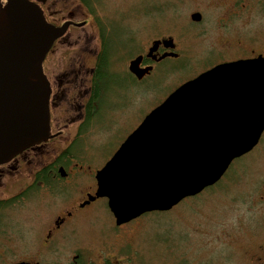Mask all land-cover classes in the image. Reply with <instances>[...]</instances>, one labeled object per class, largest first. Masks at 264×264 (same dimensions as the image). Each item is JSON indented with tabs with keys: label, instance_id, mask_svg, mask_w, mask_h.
Here are the masks:
<instances>
[{
	"label": "flooded vegetation",
	"instance_id": "obj_1",
	"mask_svg": "<svg viewBox=\"0 0 264 264\" xmlns=\"http://www.w3.org/2000/svg\"><path fill=\"white\" fill-rule=\"evenodd\" d=\"M28 1L63 32L43 63L50 87V138L0 164V264H142L135 243L137 231L131 225L145 214L119 226L107 199H90L98 189L97 172L107 164L94 167L96 143L105 131L116 128L117 120L134 112L139 85L157 84V90L167 93L158 95L156 102L162 104L180 86L219 65L264 59V0H208L209 30L197 1L178 0V7H195L179 29L182 37L192 34L202 40L194 54L163 28L139 51L135 17L128 19V13L105 16L109 0ZM171 1L148 4L144 14L149 21L150 8L160 9L156 19L143 25L163 21L166 16L161 14ZM0 2L6 5L8 0ZM131 12L135 14V6ZM194 15L200 20H194ZM186 23L200 30L185 32ZM139 58L138 68L148 70L142 76L131 69ZM168 60L184 61L198 68L197 74L180 79L169 91L165 87L170 74L164 70ZM111 84L119 92L117 102L110 96ZM142 97L152 100L156 96L149 90ZM242 158L255 159L257 174L253 181L246 175L243 205L245 227L249 229L257 219L254 236L260 239L264 229V132ZM100 200L107 205L113 229L107 233L97 230L93 241L81 234L80 227H95L99 215L93 206ZM252 248L243 253L248 264H264V242Z\"/></svg>",
	"mask_w": 264,
	"mask_h": 264
},
{
	"label": "water",
	"instance_id": "obj_2",
	"mask_svg": "<svg viewBox=\"0 0 264 264\" xmlns=\"http://www.w3.org/2000/svg\"><path fill=\"white\" fill-rule=\"evenodd\" d=\"M62 32L28 0L0 2V164L50 138L43 63ZM140 60L131 69L142 76ZM263 132L264 59L219 65L146 116L97 172L90 199H107L119 226L170 211L217 185Z\"/></svg>",
	"mask_w": 264,
	"mask_h": 264
},
{
	"label": "rangeland",
	"instance_id": "obj_3",
	"mask_svg": "<svg viewBox=\"0 0 264 264\" xmlns=\"http://www.w3.org/2000/svg\"><path fill=\"white\" fill-rule=\"evenodd\" d=\"M145 1L109 0V5L105 8V16L117 17L128 13V19L135 17L133 26L137 25L139 28L137 39L139 51L153 34L156 35L158 28H163L165 33L175 37L180 45L191 47V53H196L200 39L198 40L192 34L191 37L188 35L182 37L179 30L186 22L185 18L195 7L193 5L178 7V0L171 1L164 14H161L166 16L163 21L158 25L152 22L143 25L151 19H156L160 9L155 6L150 8L149 21L144 14L146 6L163 0ZM195 1L198 7L203 8L207 30H209L211 24L208 23L207 17L211 16V11L207 6L208 0H192V3ZM133 6L136 8L135 14L131 12ZM127 24L131 25V21L128 20ZM183 30L197 32L200 27L186 23ZM197 69L194 66H186L184 61L168 60L164 63V70L169 72L170 78L165 89L169 88L170 91L177 81L189 78L196 73ZM111 85L110 96L117 102L115 98L120 96L119 92L114 84ZM149 90L154 91L156 96L152 100L142 97ZM137 92L139 98L134 112L117 120L116 128L105 131L103 134L105 136L96 143V155L93 158L95 168L107 163L122 142L136 127H139L151 110L160 105L156 102L158 95L167 94L157 90L155 83H151L148 87L139 85ZM256 174L255 159L241 157L232 163L215 189L203 192L204 194L200 196L185 199L170 211L145 214L140 221L131 225V228L137 231L135 243L138 247L136 248L142 255L141 262L140 258L138 262L142 264H248L243 253L247 248L252 251V247L259 241L264 242V229L260 231L262 233L260 239L254 236L253 223L257 220L254 218L255 213H252L255 220L253 219L249 229L245 227L246 216L243 205V197L247 189L245 178L248 175L250 177L248 180L253 181L252 177ZM93 209L99 215V219L93 222L95 227L88 228L86 224V228L81 226L80 231L83 236L94 241L97 230L107 233L113 229V226L111 227L112 217L104 201H98ZM105 223H108L107 226Z\"/></svg>",
	"mask_w": 264,
	"mask_h": 264
},
{
	"label": "trees",
	"instance_id": "obj_4",
	"mask_svg": "<svg viewBox=\"0 0 264 264\" xmlns=\"http://www.w3.org/2000/svg\"><path fill=\"white\" fill-rule=\"evenodd\" d=\"M213 188L215 189L216 187H215V186H214V187H211V188L207 189L205 192L210 191V190H212Z\"/></svg>",
	"mask_w": 264,
	"mask_h": 264
}]
</instances>
